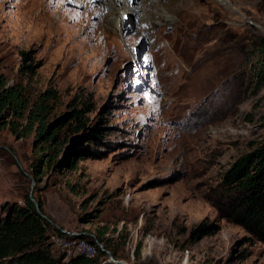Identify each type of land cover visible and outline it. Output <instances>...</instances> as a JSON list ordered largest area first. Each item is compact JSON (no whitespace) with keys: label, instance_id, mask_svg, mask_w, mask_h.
Here are the masks:
<instances>
[{"label":"rangeland","instance_id":"1","mask_svg":"<svg viewBox=\"0 0 264 264\" xmlns=\"http://www.w3.org/2000/svg\"><path fill=\"white\" fill-rule=\"evenodd\" d=\"M159 1L169 20L129 15L115 30L105 0H0V91L21 87L31 104L52 87L49 119L86 97L87 128L105 132L92 142L70 135L65 148L85 157L36 181L33 129L25 116L0 119V217L32 189L65 233L47 229L62 264L92 244L81 235L116 246L125 264H264V244L245 242L215 206L221 174L264 138L249 46L264 37V0ZM21 50L42 60L32 76L19 72ZM202 220L218 230L194 238Z\"/></svg>","mask_w":264,"mask_h":264},{"label":"trees","instance_id":"2","mask_svg":"<svg viewBox=\"0 0 264 264\" xmlns=\"http://www.w3.org/2000/svg\"><path fill=\"white\" fill-rule=\"evenodd\" d=\"M251 56H256L258 66L255 69L254 93L264 85V37L256 36L249 42ZM19 72L32 76L42 65V60H35L32 50L20 51ZM57 98L56 91L49 87L40 93L36 100L29 104L21 87H8L0 91V119L6 120L9 115L22 118L27 122V129H33L40 145L32 163V174L37 181L52 166L56 168L73 167L75 160L85 157L84 150L71 152L66 149L70 135L81 133L82 137L92 142L102 137L105 132L101 128H87V114L93 110L92 105L81 97L71 105L69 111L48 118L49 103ZM7 123L11 132L17 133L18 123L10 119ZM66 149V150H65ZM221 198L215 204L219 215L228 222L239 225L245 230V242L258 241L264 244V138L255 143L250 142L249 150L239 154L221 174ZM41 212L46 215L44 201L37 195ZM49 221L41 217L29 198L23 196V204L7 205L0 217V264H62L51 252L53 243L49 242L47 229ZM53 228V227H51ZM57 235H65L60 229L53 228ZM218 230L213 222L200 221L192 230L194 238L212 235ZM82 239L95 246V254L86 256L76 254L70 256L63 264H117L109 259L107 251L118 258V248L104 242V248L89 235H81ZM99 242L102 234L97 235ZM139 247H137V252Z\"/></svg>","mask_w":264,"mask_h":264},{"label":"bare ground","instance_id":"3","mask_svg":"<svg viewBox=\"0 0 264 264\" xmlns=\"http://www.w3.org/2000/svg\"><path fill=\"white\" fill-rule=\"evenodd\" d=\"M105 1H106L105 11L107 12L105 19L107 22L112 23L115 30H118L119 27L122 28L123 18L126 16H129V15H132L135 18L139 17L138 22L141 25L150 24L151 20H153V19L157 20L156 16H160L159 12H161V15H163V12H162L163 8L159 4V2H160L159 0H143L142 3L138 6H131L129 4L130 0H116V3L114 2V0H105ZM103 3H105V2H103ZM149 6H151V8ZM153 8H155V10H152ZM114 11L117 12L116 17L113 16ZM120 12H122L121 13L122 15H119ZM163 17H165L168 20L170 19V17H168L167 15H163ZM81 245L83 246V254L84 255L91 257L95 254L96 250H95L94 245L88 244L84 241H81ZM66 252H67V250H66ZM74 253H75V251H74Z\"/></svg>","mask_w":264,"mask_h":264},{"label":"water","instance_id":"4","mask_svg":"<svg viewBox=\"0 0 264 264\" xmlns=\"http://www.w3.org/2000/svg\"><path fill=\"white\" fill-rule=\"evenodd\" d=\"M29 198H30V200L33 202V204H34V206H35V209H36V211L38 212V214H39L41 217H43L44 219H46L47 221L51 222V220H50L46 215H44V214L41 212L37 200H36V199L34 198V196L32 195V189H30ZM54 226L57 227L58 229H60L56 224H54ZM61 231H63V230H61ZM63 232H64V231H63ZM105 251L108 253V255H109V259L112 260L114 263H117V264H125L123 261L113 259L111 253H109L107 250H105Z\"/></svg>","mask_w":264,"mask_h":264},{"label":"built area","instance_id":"5","mask_svg":"<svg viewBox=\"0 0 264 264\" xmlns=\"http://www.w3.org/2000/svg\"><path fill=\"white\" fill-rule=\"evenodd\" d=\"M60 239H63V235H59V240H60Z\"/></svg>","mask_w":264,"mask_h":264}]
</instances>
